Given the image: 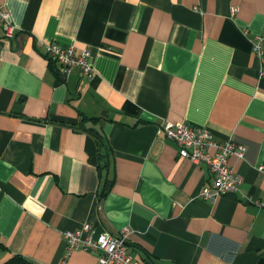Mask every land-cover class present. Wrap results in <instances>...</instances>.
<instances>
[{
	"label": "crops",
	"instance_id": "1",
	"mask_svg": "<svg viewBox=\"0 0 264 264\" xmlns=\"http://www.w3.org/2000/svg\"><path fill=\"white\" fill-rule=\"evenodd\" d=\"M0 4L17 26L0 25V262L100 264L64 259V231L90 222L95 236L130 227L144 264H264V55L251 41L264 0ZM53 41L90 49L96 77L52 70ZM166 121L245 143L229 157L238 191L200 198L210 168L180 155Z\"/></svg>",
	"mask_w": 264,
	"mask_h": 264
},
{
	"label": "built area",
	"instance_id": "2",
	"mask_svg": "<svg viewBox=\"0 0 264 264\" xmlns=\"http://www.w3.org/2000/svg\"><path fill=\"white\" fill-rule=\"evenodd\" d=\"M239 8L234 6L233 11ZM0 25L4 28L7 37H12L17 26L13 23L9 10L0 4ZM253 47L258 56L264 55V33L251 38ZM46 57L56 60L60 71L69 74L73 69L90 78L96 77L91 60V50L83 49L77 52L74 44L64 46L59 42H51L47 45ZM166 136L173 139L179 146V153L182 157L193 163H206L210 168L213 185L200 189L199 197L216 201L227 193L238 191L243 176L235 166L229 163V157L236 155L244 159L247 151L245 143L234 139L217 140L214 133L207 127L191 126L186 122L166 121L162 125ZM257 204L264 207V200L257 201ZM90 222L74 230L64 231L66 241L67 259L74 251H89L98 254L100 264H144L135 259L129 248L130 227H124L119 232H112L104 229L97 236ZM65 263V260L62 264Z\"/></svg>",
	"mask_w": 264,
	"mask_h": 264
},
{
	"label": "trees",
	"instance_id": "3",
	"mask_svg": "<svg viewBox=\"0 0 264 264\" xmlns=\"http://www.w3.org/2000/svg\"><path fill=\"white\" fill-rule=\"evenodd\" d=\"M48 60H49V65L52 68V70L59 73L58 68L56 66V63L58 64V62L56 60H53L50 58H48ZM58 66H59V64H58ZM59 69H60V67H59ZM98 141H99L100 146L105 147V143H104L103 137L101 135H98ZM100 155H101V153H100ZM104 155H105V153H102V156H104ZM110 184H111V182H110ZM0 264H39V263L31 260L30 258H28L25 255H22L20 253H16V254H13L12 256H10L7 260L0 262Z\"/></svg>",
	"mask_w": 264,
	"mask_h": 264
}]
</instances>
